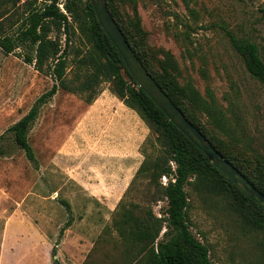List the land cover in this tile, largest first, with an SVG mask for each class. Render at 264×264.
<instances>
[{
	"label": "rangeland",
	"instance_id": "obj_1",
	"mask_svg": "<svg viewBox=\"0 0 264 264\" xmlns=\"http://www.w3.org/2000/svg\"><path fill=\"white\" fill-rule=\"evenodd\" d=\"M66 1L59 2L64 12ZM112 1L158 71L190 98L194 92L213 97L226 111L236 145L264 159V86L231 40L256 44L264 60V0ZM30 2L41 8L50 0H0V37L17 35ZM74 29L69 89L60 88L42 106L28 134L36 163L8 130L56 80L26 63L21 49L6 53L0 46V147L6 151L0 156V264H129L139 250L121 237L117 221L128 210H152L161 218L167 208L162 187L170 178L139 172L163 148L105 76L85 87L96 53L77 23ZM191 181L190 229L214 264H264V232L249 222L252 216Z\"/></svg>",
	"mask_w": 264,
	"mask_h": 264
},
{
	"label": "trees",
	"instance_id": "obj_2",
	"mask_svg": "<svg viewBox=\"0 0 264 264\" xmlns=\"http://www.w3.org/2000/svg\"><path fill=\"white\" fill-rule=\"evenodd\" d=\"M106 1L128 43L159 86L211 144L264 193V159L260 155H251L245 148L236 145L228 129L226 111L213 97L206 100L198 92H194V96L190 98L175 82L166 79L124 26L113 1ZM59 2L60 0H50L41 8L30 2L17 35L0 37V46L6 53L21 49L26 63L34 65L39 72H49L56 80L53 87L37 99L31 110L8 130L14 135L16 144L25 151L27 158L31 162H37L28 134L40 109L60 88L69 89L65 82L67 48L75 31L74 23H77L96 53V56L89 58L94 70L89 85L85 87L90 88L92 81H96L100 75L113 83L115 93L148 123L163 148L162 155L151 163H144L139 172L151 171L157 181L164 176L170 178L167 185L162 187L167 201L164 217H157L152 210L141 212L140 215L128 210L117 221L121 237L129 240L139 250L137 257L129 264H214L208 246L190 229L186 186L192 183L193 178L209 191L229 200L246 218L252 216L249 222L264 232V207L247 197L219 171L138 85L118 49L100 25L91 0H67L63 6L65 12L60 8ZM53 33H56L54 38ZM64 35L66 43L63 48L61 39ZM231 40L248 72L264 86V60L258 46L244 39L232 37ZM201 113L207 116L208 122L202 121ZM218 131L228 134L227 139L220 137ZM3 138L4 135H1L0 140ZM5 153L0 147V156ZM164 227L167 229L161 239ZM128 252L130 253L129 250Z\"/></svg>",
	"mask_w": 264,
	"mask_h": 264
},
{
	"label": "water",
	"instance_id": "obj_3",
	"mask_svg": "<svg viewBox=\"0 0 264 264\" xmlns=\"http://www.w3.org/2000/svg\"><path fill=\"white\" fill-rule=\"evenodd\" d=\"M98 21L118 49L130 74L154 103L247 197L264 207V193L228 161L173 103L148 72L110 13L106 0H91Z\"/></svg>",
	"mask_w": 264,
	"mask_h": 264
},
{
	"label": "crops",
	"instance_id": "obj_4",
	"mask_svg": "<svg viewBox=\"0 0 264 264\" xmlns=\"http://www.w3.org/2000/svg\"><path fill=\"white\" fill-rule=\"evenodd\" d=\"M42 238H43V241H44V242H47L48 239H47V237H46L45 235H43V236L41 235V239H42Z\"/></svg>",
	"mask_w": 264,
	"mask_h": 264
},
{
	"label": "built area",
	"instance_id": "obj_5",
	"mask_svg": "<svg viewBox=\"0 0 264 264\" xmlns=\"http://www.w3.org/2000/svg\"><path fill=\"white\" fill-rule=\"evenodd\" d=\"M163 179H164V180H167V177H166V176H164V177H163ZM165 184L167 185V183H165Z\"/></svg>",
	"mask_w": 264,
	"mask_h": 264
}]
</instances>
